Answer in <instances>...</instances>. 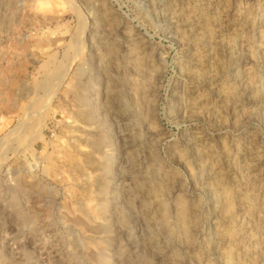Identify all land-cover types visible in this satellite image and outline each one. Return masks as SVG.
I'll use <instances>...</instances> for the list:
<instances>
[{
  "label": "rangeland",
  "instance_id": "rangeland-1",
  "mask_svg": "<svg viewBox=\"0 0 264 264\" xmlns=\"http://www.w3.org/2000/svg\"><path fill=\"white\" fill-rule=\"evenodd\" d=\"M0 264H264V0H0Z\"/></svg>",
  "mask_w": 264,
  "mask_h": 264
},
{
  "label": "bare ground",
  "instance_id": "bare-ground-1",
  "mask_svg": "<svg viewBox=\"0 0 264 264\" xmlns=\"http://www.w3.org/2000/svg\"><path fill=\"white\" fill-rule=\"evenodd\" d=\"M67 70V69H66ZM50 77H51V75H50ZM54 78V77H53ZM54 82V81H53ZM59 85V84H58ZM56 86V85H55ZM58 87V86H57ZM48 88V87H47ZM58 89V88H57ZM49 93V92H48ZM56 93V92H55ZM51 97V96H50ZM40 100V99H39ZM43 101V100H42ZM49 101V100H48ZM36 105V104H35ZM39 105V104H38ZM40 106V105H39ZM33 107V106H32ZM37 109V108H36ZM41 110V109H40ZM20 124V123H19ZM25 131V130H24ZM22 134V133H21ZM25 135V134H24ZM28 137V136H27ZM25 138V137H24ZM25 141H26V139H25Z\"/></svg>",
  "mask_w": 264,
  "mask_h": 264
}]
</instances>
